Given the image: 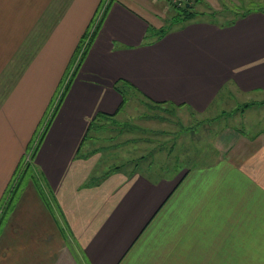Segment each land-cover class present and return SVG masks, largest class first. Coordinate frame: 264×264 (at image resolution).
Returning a JSON list of instances; mask_svg holds the SVG:
<instances>
[{
	"label": "crops",
	"instance_id": "0c3cea01",
	"mask_svg": "<svg viewBox=\"0 0 264 264\" xmlns=\"http://www.w3.org/2000/svg\"><path fill=\"white\" fill-rule=\"evenodd\" d=\"M160 2L0 0V203L100 25L33 158L38 179L5 217L0 264H264V130L222 129L211 154L182 166L94 177L85 137L128 96L205 114L234 94L264 95L263 11L230 25L196 18L157 38Z\"/></svg>",
	"mask_w": 264,
	"mask_h": 264
},
{
	"label": "rangeland",
	"instance_id": "374dc122",
	"mask_svg": "<svg viewBox=\"0 0 264 264\" xmlns=\"http://www.w3.org/2000/svg\"><path fill=\"white\" fill-rule=\"evenodd\" d=\"M107 1L104 0V6ZM161 1L155 5L154 9L160 14L163 25L168 27L170 19H173L178 12L171 0ZM179 2L190 3L194 11L198 13V18L215 19L224 23L249 11L252 5L264 4V0H178ZM157 25H155L156 30H159V25L158 27ZM155 26L152 27L155 29ZM92 27L85 39L78 45L74 59L54 95L53 102L30 143L28 156L14 175L0 207L3 204L5 207L11 198L14 200L30 180L38 179L37 173H34L33 158L37 155L58 112V105L62 104L65 98L63 93L66 86L70 84V88L82 66L89 48L88 42L92 37ZM230 97L227 105L224 104L223 107L211 109L201 115L187 108L163 106L153 109L145 105L146 101L141 97L128 96L127 99L131 100L125 106L124 111L115 120L101 122L95 138L92 139L94 145L89 150H93L94 160L99 159L94 177L101 178L109 170L120 167H125V171H131L137 165L143 167L150 164L182 166L188 160L190 161V158L200 154L202 156L204 153L211 154L216 135L222 129L233 127L243 130L251 124L255 129L264 130V95L252 94L240 97L234 94ZM246 110L247 112L244 113ZM27 169L29 172L24 174ZM4 207L0 209V218H2ZM8 214L9 210L6 216ZM1 223L0 232L4 222Z\"/></svg>",
	"mask_w": 264,
	"mask_h": 264
},
{
	"label": "trees",
	"instance_id": "16d2710c",
	"mask_svg": "<svg viewBox=\"0 0 264 264\" xmlns=\"http://www.w3.org/2000/svg\"><path fill=\"white\" fill-rule=\"evenodd\" d=\"M173 5H174V7L177 9V12H178L177 15H176L173 19H170V22H169V26H168V27L163 26V27H161L159 30H156V28L154 29L153 27L150 28L151 36H156L157 38H162V37L166 34V32H167L168 30H170L172 27H174V26H176V25L184 24V23H186V22H188V21H191V20H193V19L198 18V13H196V12L194 11V9H193L194 7H193L190 3L179 2V3H175V4H173ZM255 10L263 11V12H264V4H260V5H257V4H256V5H252V8H251L249 11H246V12L242 13L241 15L237 16L236 18H234V19H232V20H230V21H227V22H225V23L228 24V25H230V24H232L237 18H239V17H243V16H246V15H248L249 13H251V12H253V11H255ZM215 16H216V15H215ZM213 20H215V19H213ZM217 21H218V20H217ZM218 22H219V21H218ZM99 28H100V25L96 27L94 34L97 32V30H98ZM153 30H154V32H152ZM155 30H156L157 32H156ZM94 34H93V35H94ZM93 35H92V37H93ZM92 37H91V39H92ZM84 39H85V37H84ZM91 39H90L91 42H90V41L88 42V46H91V44H92V40H91ZM69 85H70V84H68V85L66 86L65 92L63 93V97L67 94L68 89H69ZM115 88H116L117 90L121 91L122 94H123V91L121 90L120 85H116ZM66 91H67V92H66ZM125 104H126V100L124 99V102H123L122 105L120 106V109H118V111H117L115 114H112V115H110V114H105V113H101V114H99V115L96 117V119L91 123L90 129H89V132H88V134H87L86 137H85L84 144H85V142L90 141V140H92V139L95 138V134H96V132L99 130L98 125H100L101 121L113 120V118H114L115 116H117V114H118L119 112H121V111L124 109ZM60 105H61V104L58 105L57 109H59ZM145 105H147L148 107L153 108V109L156 108V107H163V106H164V107H170V106H167L166 103H150V102L147 103V102H146ZM171 108H174V107H171ZM57 109H56V110H57ZM34 156H35V152H34V154H33V157H34ZM120 168H122V167H120ZM115 169H119V168H115ZM112 170H114V169H112ZM26 172H29V170L27 169V171H25L24 174H25ZM14 191H15V190H14ZM12 202H13V200H12V198H11V200L8 202V204L5 205V207L3 206L4 204L0 207V209H2V208L4 207V210H3V212H2V218H0V224H2L1 222H4L7 211H8V210L10 211V209H11ZM10 204H11V205H10ZM1 226H2V225H1Z\"/></svg>",
	"mask_w": 264,
	"mask_h": 264
},
{
	"label": "built area",
	"instance_id": "2783aa9c",
	"mask_svg": "<svg viewBox=\"0 0 264 264\" xmlns=\"http://www.w3.org/2000/svg\"><path fill=\"white\" fill-rule=\"evenodd\" d=\"M171 1L173 2V4L178 3V0H171ZM98 24H99V22H97L95 25H93V27H92L93 28V31L91 32L92 35L94 34L95 29L98 26Z\"/></svg>",
	"mask_w": 264,
	"mask_h": 264
}]
</instances>
